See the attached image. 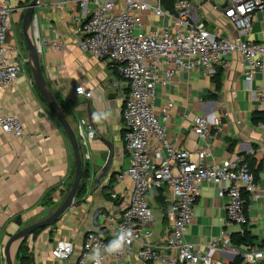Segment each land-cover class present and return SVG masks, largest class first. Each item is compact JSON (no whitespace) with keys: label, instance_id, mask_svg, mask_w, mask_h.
Masks as SVG:
<instances>
[{"label":"crops","instance_id":"crops-1","mask_svg":"<svg viewBox=\"0 0 264 264\" xmlns=\"http://www.w3.org/2000/svg\"><path fill=\"white\" fill-rule=\"evenodd\" d=\"M8 1L14 10L6 55L11 62L20 63L23 70L15 82L0 89V114L17 116L23 122L25 135H7L0 129V260L3 264L10 237L51 214L65 198L75 175V157L69 139L37 88L29 62L22 24L30 0ZM95 7L96 3L90 1L88 8ZM207 19L212 32L226 37L234 35V27L219 13L208 9ZM84 20L79 0H40L31 27L39 44L43 73L68 119L75 128L81 126L86 130L87 124L93 126L96 135L82 145L89 169L85 187L55 225L37 230L25 240L29 254L25 264H37L40 260L47 264H77L85 235L95 231L109 239L108 219L112 216L118 219L130 203L133 183L129 177L118 176L131 163L124 143L123 118L129 83L119 74L114 62L99 60L78 48V29ZM165 24V19L155 18L148 29ZM251 38L264 42V10L254 15ZM54 43L59 46L55 48ZM217 70H221L220 87L213 80L215 73L211 75L206 69L179 71L168 85L157 87L155 107L163 117L166 102L169 99L175 102L168 120L163 122L171 143L190 151L209 148L208 164L242 157L253 175H257L259 195H246L247 224L226 226L228 197L216 183L210 182L200 189L186 233L192 244L203 249L225 230L227 236L216 259L223 264H241L247 246L233 241L235 233L248 229L255 237L254 246L264 248V104L253 99L239 52L231 55L228 66L214 68ZM251 86L264 89V74L260 70L254 74ZM79 87L85 89L90 99L78 94ZM259 112L263 115L254 116ZM195 116H210L212 120L205 138L194 132ZM109 142L115 150L113 164L109 174L95 185L94 177L109 155ZM155 146L156 142L152 141L153 153ZM160 189L162 202L156 199L155 187L150 192L154 219L149 227L153 242L164 239L172 224L169 211L174 204L173 195ZM110 192L112 199L107 197ZM61 238L72 239L75 244L74 253L66 261L55 259L51 253ZM140 248L141 243L134 244L127 264H154L138 257Z\"/></svg>","mask_w":264,"mask_h":264},{"label":"built area","instance_id":"built-area-1","mask_svg":"<svg viewBox=\"0 0 264 264\" xmlns=\"http://www.w3.org/2000/svg\"><path fill=\"white\" fill-rule=\"evenodd\" d=\"M90 1L96 3L95 8H88ZM79 4L85 20L78 29V48L99 60L114 62L129 83L123 118L124 143L131 163L118 176L129 177L133 187L130 203L121 216L108 219L109 239L95 231L88 232L77 264H97V260L99 264H127L138 242V257L150 263L223 264L216 255L227 236L225 230L203 249L186 237L200 189L204 183H216L228 197L226 226L245 225L249 221L246 195H259L257 181L242 157L208 164L209 148L190 151L171 143L163 122L168 120L175 102L169 99L162 108L164 116H159L156 91L159 85H168L181 70L203 68L213 75L214 68H225L231 55L239 52L253 99L264 104V89L251 86L258 70L264 74V42L251 38L254 15L264 10V0H176L173 9L166 8L163 0H79ZM208 9L228 20L235 30L233 36H219L209 30ZM13 10L8 0H0V89L15 82L23 70L20 63L11 62L6 55ZM145 11L148 19L143 21ZM155 18L165 19L167 24L148 29ZM53 46L56 48L59 43ZM77 92L89 97L83 87ZM211 123L210 116H195L194 132L205 138ZM0 129L7 135H25L23 122L13 114H0ZM79 131L82 145L96 135L89 124L86 130L80 126ZM152 141L156 142L154 153ZM154 187L169 190L174 198L169 211L172 224L160 242L151 240L153 231L149 227L154 219L150 200ZM121 231L132 233L131 242L125 244L122 252L108 254L107 245ZM96 250L100 256L93 260ZM74 251V241L61 238L51 253L55 259L66 261ZM261 263L264 248L247 246L241 264ZM37 264L47 262L40 260Z\"/></svg>","mask_w":264,"mask_h":264},{"label":"water","instance_id":"water-1","mask_svg":"<svg viewBox=\"0 0 264 264\" xmlns=\"http://www.w3.org/2000/svg\"><path fill=\"white\" fill-rule=\"evenodd\" d=\"M40 0H30L26 6V11L23 18L22 29L26 41V46L28 48L29 53V62L32 66L33 77L36 83L37 88L39 89L43 99L47 103L50 110L53 112L61 126L63 127L71 147L74 152L75 157V175L73 179V183L68 193L62 202L56 207V209L49 214L47 217L29 224L25 227H22L18 232L13 234L9 241L5 246L4 264H20L19 259H17V254L21 245L24 241L35 231L41 228H46L55 225L59 219L74 205V200L79 192L81 183L83 181V172L84 167L87 165L85 160V155L82 148L81 139L79 136V128H75L73 124L68 119L62 105L57 100L55 95L53 94L49 83L43 73L40 53H39V44L37 43L35 36L32 34L31 27L35 20V11L39 6ZM83 98L90 99L89 97L83 96ZM88 111L91 112V104L88 102ZM86 123V122H85ZM87 124V123H86ZM109 146V155L108 158L94 177V184L98 185V183L103 180L107 174H109L113 160H114V146L112 143H108Z\"/></svg>","mask_w":264,"mask_h":264},{"label":"trees","instance_id":"trees-1","mask_svg":"<svg viewBox=\"0 0 264 264\" xmlns=\"http://www.w3.org/2000/svg\"><path fill=\"white\" fill-rule=\"evenodd\" d=\"M176 0H163V4L166 8H169V9H173V6H174V3H175ZM213 80L214 82L216 83L217 87H220V83H221V70H217L215 72V74L213 75ZM61 104V103H60ZM256 115H259V116H262L263 113H254V116ZM255 178L257 179V175L255 174L254 175ZM89 178V169L88 167H84V172H83V181L81 183V186H80V189H79V192L83 190V188L85 187V184L87 182ZM74 179V178H73ZM72 183H73V180L72 182H70V185H69V188L72 186ZM156 189V192H155V195H156V199L158 202H162L163 198H162V190L160 188H157L155 187ZM113 195V192H110L107 197L109 199H112ZM49 198V197H48ZM54 203H52L53 205ZM247 204H248V201H246V209H247ZM42 229V228H41ZM40 230V229H38ZM254 239L255 237L251 235L250 231H248V229H245L243 232L241 233H235L233 235V241L237 244H244L246 246H254ZM25 243V241H24ZM22 244L20 249H19V252L17 254V259H19L20 261V264H25V262L28 260V249H27V246L25 244ZM241 260L239 259L237 261V263H239Z\"/></svg>","mask_w":264,"mask_h":264},{"label":"clouds","instance_id":"clouds-1","mask_svg":"<svg viewBox=\"0 0 264 264\" xmlns=\"http://www.w3.org/2000/svg\"><path fill=\"white\" fill-rule=\"evenodd\" d=\"M95 118L98 119L99 117H95ZM131 237H132V233L130 231H128V232L121 231L118 234L117 238L112 240L107 245L106 252L108 254H116V253L122 252L125 244L131 242ZM99 256H100V252H99V250H96V251H94V253L92 255V259L97 260V258ZM97 264H99L98 260H97Z\"/></svg>","mask_w":264,"mask_h":264},{"label":"rangeland","instance_id":"rangeland-1","mask_svg":"<svg viewBox=\"0 0 264 264\" xmlns=\"http://www.w3.org/2000/svg\"><path fill=\"white\" fill-rule=\"evenodd\" d=\"M146 14H147V11H145L143 13V15L141 16V18H142L143 21H145V19H146ZM197 14L202 17L200 11H197ZM212 30H213V28H212ZM72 180H73V177H72ZM72 180H71V182H72Z\"/></svg>","mask_w":264,"mask_h":264}]
</instances>
